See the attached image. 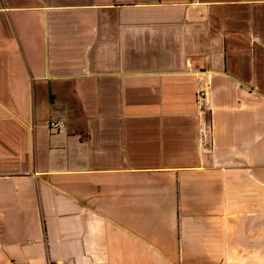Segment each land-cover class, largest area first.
Instances as JSON below:
<instances>
[{"label":"crops","instance_id":"crops-1","mask_svg":"<svg viewBox=\"0 0 264 264\" xmlns=\"http://www.w3.org/2000/svg\"><path fill=\"white\" fill-rule=\"evenodd\" d=\"M57 263L264 264V0H0V264Z\"/></svg>","mask_w":264,"mask_h":264},{"label":"built area","instance_id":"built-area-1","mask_svg":"<svg viewBox=\"0 0 264 264\" xmlns=\"http://www.w3.org/2000/svg\"><path fill=\"white\" fill-rule=\"evenodd\" d=\"M197 108L200 117L205 119V113L208 111V90L206 88H201L197 94ZM48 126L54 133L63 134L65 132V122L62 120H50Z\"/></svg>","mask_w":264,"mask_h":264}]
</instances>
